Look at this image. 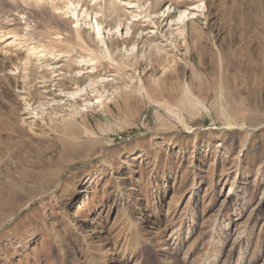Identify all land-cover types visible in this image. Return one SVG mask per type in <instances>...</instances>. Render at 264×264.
I'll list each match as a JSON object with an SVG mask.
<instances>
[{
  "label": "rangeland",
  "instance_id": "1",
  "mask_svg": "<svg viewBox=\"0 0 264 264\" xmlns=\"http://www.w3.org/2000/svg\"><path fill=\"white\" fill-rule=\"evenodd\" d=\"M0 29V204L30 196L0 264H264V0H0Z\"/></svg>",
  "mask_w": 264,
  "mask_h": 264
},
{
  "label": "bare ground",
  "instance_id": "2",
  "mask_svg": "<svg viewBox=\"0 0 264 264\" xmlns=\"http://www.w3.org/2000/svg\"><path fill=\"white\" fill-rule=\"evenodd\" d=\"M45 3V2H44ZM57 6V5H56ZM125 6V5H124ZM59 8V7H58ZM203 10H204V8H203V5L202 4H198V5H191V6H189L188 8H185V9H182V10H180V11H178L177 12V14H176V17H174L173 19H169V24L170 23H175V25H182L184 28H183V31H182V33H184L185 32V26H186V23L188 22V21H191V23H193V20L194 19H196V17L197 16H199V15H201L202 13H203ZM169 11H170V8L167 6L164 10H163V16H165L166 14H168L169 13ZM64 13V12H63ZM67 13V12H66ZM71 14L73 15V16H76L77 18L79 17L78 15H79V13L77 14V12L76 11H72L71 12ZM91 14V13H90ZM83 15V14H82ZM85 15V14H84ZM134 17V16H133ZM166 17H168V15L166 16ZM169 17H170V15H169ZM80 19V18H79ZM96 19V18H95ZM91 28H93V30H94V34H95V36L96 37H98L99 38V40L104 44V46L106 47V44H105V41H104V38H103V34H104V32H103V28L100 26V24L98 23V21L97 20H94V21H92V24H91ZM120 26V25H119ZM181 29V28H180ZM1 30V29H0ZM78 31V30H77ZM104 31H105V29H104ZM79 33V32H78ZM181 33V34H182ZM2 34V33H1ZM0 34V35H1ZM184 35V34H183ZM125 36H127V35H125ZM2 37V36H1ZM3 38V37H2ZM97 38V39H98ZM185 38V37H184ZM2 40V39H1ZM69 40V39H68ZM78 40V39H77ZM3 41V40H2ZM9 42V41H8ZM7 42V43H8ZM11 42V41H10ZM101 43V44H102ZM183 45V44H182ZM156 49V48H155ZM87 58V57H86ZM83 60V59H82ZM87 61V60H86ZM92 62V61H91ZM85 63V62H84ZM83 63V64H84ZM221 70V69H220ZM57 71V70H56ZM92 73V72H91ZM88 74V73H87ZM79 75V74H78ZM92 75V74H91ZM206 78V77H205ZM92 86V85H91ZM93 86H94V84H93ZM222 88V87H221ZM187 91L189 92H192L191 90H190V87L188 86L187 88ZM185 89V90H186ZM84 90V89H83ZM83 90H79V91H77V92H73V93H70L69 94V96L70 97H74L75 95H77V94H79V93H81ZM228 90V89H227ZM210 92V91H209ZM214 92V91H213ZM193 93H194V91H193ZM187 94H189V93H187ZM237 94V93H236ZM211 95V94H210ZM226 95H227V93H226ZM228 96V95H227ZM207 97V96H206ZM99 99V98H98ZM100 102V101H99ZM96 104H97V102H96ZM100 104V103H99ZM232 128V127H231ZM249 129H251V128H249ZM254 130V129H253ZM189 131H191V129L189 130ZM2 186L0 185V188H1ZM18 187H16V188H10L9 189V192H8V194H7V197H6V199H3L4 198V196L2 197V202H1V204H0V223H3V221L5 220V217H6V214L7 213H9L10 211H13V210H15V208L17 207V206H19V204H20V201L23 199V198H29L30 199V196H29V194H27L25 191H23V190H21V189H17ZM25 190V189H24ZM0 191H1V189H0ZM237 193V191H233V189H231L230 191H229V194H231V195H235ZM29 201V200H28ZM3 220V221H2Z\"/></svg>",
  "mask_w": 264,
  "mask_h": 264
}]
</instances>
